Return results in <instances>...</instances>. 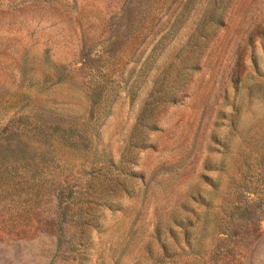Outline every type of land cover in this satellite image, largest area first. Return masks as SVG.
Returning a JSON list of instances; mask_svg holds the SVG:
<instances>
[{"label": "rangeland", "instance_id": "obj_1", "mask_svg": "<svg viewBox=\"0 0 264 264\" xmlns=\"http://www.w3.org/2000/svg\"><path fill=\"white\" fill-rule=\"evenodd\" d=\"M199 23L212 35L195 52ZM49 125L95 126L99 154L91 166L54 148L64 174L98 180L81 239L57 252L52 203L32 187L53 150L35 163V140L10 139ZM259 154L264 0H0V264H264ZM246 202L256 217L222 234Z\"/></svg>", "mask_w": 264, "mask_h": 264}, {"label": "trees", "instance_id": "obj_2", "mask_svg": "<svg viewBox=\"0 0 264 264\" xmlns=\"http://www.w3.org/2000/svg\"><path fill=\"white\" fill-rule=\"evenodd\" d=\"M202 22H204L202 24L211 26L212 29L220 27L222 26L221 14L220 12H215L213 8L210 13L204 15V20ZM197 28L198 31L195 35L194 44L195 52H197L202 43L206 42L212 35L200 26V23L197 25ZM91 113L93 115V112ZM99 117V114L95 116L96 119ZM13 120L14 117L2 128V134H7ZM28 131L31 132V130L25 128L11 130L10 139H13L12 137H20L24 139L19 142L23 145H29L30 143L28 140H35L38 148L35 147L31 156L35 163L39 162L40 157H44L43 153L39 151L43 146L51 148L54 154L49 160L52 165L51 167L46 165L47 168L45 169L35 168L32 187L34 188V194H37V192L46 193L49 196V202L52 203L53 211L50 213L51 221L49 225L55 241V252H57L63 244L75 243L81 239V225L85 223L86 217L91 216L90 210L86 213L84 207H89L92 204L94 194L92 189L98 180L91 178V176L86 177L85 175V177L81 179H76L70 173L68 175L64 174L61 166V158L56 156L54 148L58 147L70 150L71 152H83L84 154H88L91 166H93V164L99 161L98 150L93 143L95 139V126L73 127L71 125H49L46 129L42 127L36 128L33 130L32 135L30 134L27 136L29 133ZM142 131L143 130L139 128L133 131L134 138H136L138 142L142 141ZM24 155L23 151L20 150L7 154L5 159H13L15 157L16 161H20L22 159L21 157H24ZM263 155L264 154H259L260 157H263ZM122 158H124L125 161L122 162L121 159L118 168L123 177L120 178V176H117L115 179L111 177L105 179L110 188H113L114 185L118 183L125 185L127 177L130 176L126 173V168L122 166L123 164L126 166V164L129 163L128 155ZM110 162L105 160L104 166H112ZM62 177H64L63 181H61ZM71 177H73L72 180ZM250 205L251 203L246 202V204L242 206L235 205V207L232 208L229 219L234 220L233 218H235V220L241 222L242 225L236 224L227 226L222 234H234V236H237V234L241 233V228L244 227V223L252 219V217H256V211L253 208L251 209ZM71 228H74V232L72 233L71 239L66 242L64 240L66 238V232ZM77 234H79L80 237H78Z\"/></svg>", "mask_w": 264, "mask_h": 264}]
</instances>
